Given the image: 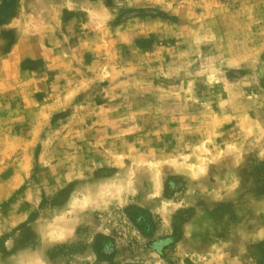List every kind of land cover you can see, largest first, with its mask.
Listing matches in <instances>:
<instances>
[{
    "label": "rangeland",
    "instance_id": "1",
    "mask_svg": "<svg viewBox=\"0 0 264 264\" xmlns=\"http://www.w3.org/2000/svg\"><path fill=\"white\" fill-rule=\"evenodd\" d=\"M0 264H264V0H0Z\"/></svg>",
    "mask_w": 264,
    "mask_h": 264
},
{
    "label": "bare ground",
    "instance_id": "2",
    "mask_svg": "<svg viewBox=\"0 0 264 264\" xmlns=\"http://www.w3.org/2000/svg\"><path fill=\"white\" fill-rule=\"evenodd\" d=\"M55 232V231H54Z\"/></svg>",
    "mask_w": 264,
    "mask_h": 264
}]
</instances>
